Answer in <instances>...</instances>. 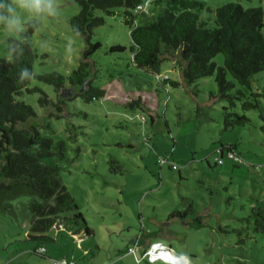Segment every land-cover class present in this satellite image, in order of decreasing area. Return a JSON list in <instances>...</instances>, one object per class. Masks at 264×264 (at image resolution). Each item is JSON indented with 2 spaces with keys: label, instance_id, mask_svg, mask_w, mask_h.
<instances>
[{
  "label": "rangeland",
  "instance_id": "1",
  "mask_svg": "<svg viewBox=\"0 0 264 264\" xmlns=\"http://www.w3.org/2000/svg\"><path fill=\"white\" fill-rule=\"evenodd\" d=\"M195 1L207 17L212 14L206 9L226 3L264 11L261 0ZM16 2L22 6L16 23L0 19V56L6 54L8 38L19 39V32L34 26L28 35L37 55L32 72L68 76L86 46L68 25L78 5L72 0ZM104 20L91 37L100 44L91 59L93 85L104 90L102 98L86 103L75 97L60 105V112L40 107L39 92L20 98L34 110L41 132L53 142L63 141V158L56 163L91 234L85 235L81 224L61 219L46 233L51 241L25 240L29 219L17 206L14 217L0 215V264H49L60 258L70 264H161L148 263L141 248L127 252L143 234L184 256L188 264H264V234L253 232L249 218L252 207H264V72L252 77L250 89L235 86L245 96L259 93L258 107L242 111L235 102L229 110L248 122L223 131L222 108L228 103L208 98L217 94L212 76L187 85L175 65L163 62L160 77L180 84L162 88L156 76L131 64L128 29L120 17ZM115 44L125 46V52L108 53ZM213 62L221 66L222 56L217 54ZM30 85L54 99L51 86L36 80ZM138 95L149 112L127 107ZM231 144H236L237 162L224 150L220 158L216 153ZM181 198L192 204L194 214L169 218L170 212L186 207ZM37 245L45 248L43 256L33 253Z\"/></svg>",
  "mask_w": 264,
  "mask_h": 264
},
{
  "label": "trees",
  "instance_id": "2",
  "mask_svg": "<svg viewBox=\"0 0 264 264\" xmlns=\"http://www.w3.org/2000/svg\"><path fill=\"white\" fill-rule=\"evenodd\" d=\"M72 1L79 10L69 18V29L86 46L77 67L68 76L54 71L32 72L37 55L28 35L34 26L26 33L19 32V39L8 38L6 54L0 56V215L14 217L20 206L29 219L25 240L36 244L51 241L46 233L58 226L61 219L81 224L85 235L91 232L63 185L62 169L56 163L63 158V141L53 142L41 132L34 110L20 98L23 94L39 92L38 105L53 106L57 112L62 109L60 105L75 97L86 103L102 98L104 90L93 85L96 70L91 59L100 44L92 43L91 37L94 29L105 24L104 17H120L128 29L131 64L156 76L162 88H176L180 84L167 76L160 77L163 62L175 65L173 68L187 85L212 76L217 94H209L208 98L228 103V107L222 108L223 131L248 122L243 114L229 110L235 102H240L242 111L258 107L259 93L251 91L245 96L235 86L250 89L252 77L264 72V11L260 7L242 8L238 3H226L213 11L206 9L212 14L207 17L203 15V5L195 0ZM125 50V46L115 44L107 51L120 54ZM217 54L222 56L221 66L213 62ZM32 80L51 86L54 99H47L44 92L31 87ZM126 105L131 110L149 112L140 95ZM235 149L236 144L220 146L216 153L220 158L224 150L238 158ZM111 164L117 165L115 161ZM113 166L110 170H121ZM181 201L186 207L170 212L169 218L184 220L194 214L192 204L186 198ZM67 213L71 215L66 217ZM249 218L253 232L264 234V207H252ZM193 220L199 223L198 217ZM33 253L43 256L45 248L37 245Z\"/></svg>",
  "mask_w": 264,
  "mask_h": 264
},
{
  "label": "built area",
  "instance_id": "3",
  "mask_svg": "<svg viewBox=\"0 0 264 264\" xmlns=\"http://www.w3.org/2000/svg\"><path fill=\"white\" fill-rule=\"evenodd\" d=\"M140 7H138L139 9ZM230 158L234 161H239V158L234 157L231 154H228ZM164 162V160H163ZM171 169H175V166L171 164ZM141 246L136 240L133 243V246L127 249L128 253L133 254L137 249ZM40 251H43L41 248ZM142 256L146 259L148 263H155V262H162L165 264H188V259L184 256L174 257L171 255L170 250L168 247L164 246L162 243L159 242H152L149 243L143 250ZM49 264H70L65 258H60L58 260H54Z\"/></svg>",
  "mask_w": 264,
  "mask_h": 264
},
{
  "label": "clouds",
  "instance_id": "4",
  "mask_svg": "<svg viewBox=\"0 0 264 264\" xmlns=\"http://www.w3.org/2000/svg\"><path fill=\"white\" fill-rule=\"evenodd\" d=\"M39 4V0H35V5ZM31 5H24L23 7H30ZM21 5H19L16 0H9L5 3V0H0V19H4L7 22L15 24L19 18V13L21 11ZM27 72V69L24 70Z\"/></svg>",
  "mask_w": 264,
  "mask_h": 264
},
{
  "label": "crops",
  "instance_id": "5",
  "mask_svg": "<svg viewBox=\"0 0 264 264\" xmlns=\"http://www.w3.org/2000/svg\"><path fill=\"white\" fill-rule=\"evenodd\" d=\"M149 236L148 235H141V237L138 239L139 245L141 246V252H143L144 248L149 244L152 243L150 241H148ZM169 248V247H168ZM161 264H165L160 262Z\"/></svg>",
  "mask_w": 264,
  "mask_h": 264
},
{
  "label": "water",
  "instance_id": "6",
  "mask_svg": "<svg viewBox=\"0 0 264 264\" xmlns=\"http://www.w3.org/2000/svg\"><path fill=\"white\" fill-rule=\"evenodd\" d=\"M170 253H171L172 256H174V257H178V256L174 255L171 251H170Z\"/></svg>",
  "mask_w": 264,
  "mask_h": 264
}]
</instances>
